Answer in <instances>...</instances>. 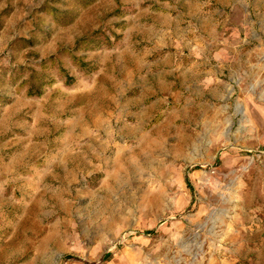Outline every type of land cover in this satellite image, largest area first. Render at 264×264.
Returning a JSON list of instances; mask_svg holds the SVG:
<instances>
[{
    "label": "rangeland",
    "instance_id": "374dc122",
    "mask_svg": "<svg viewBox=\"0 0 264 264\" xmlns=\"http://www.w3.org/2000/svg\"><path fill=\"white\" fill-rule=\"evenodd\" d=\"M85 262L264 264V0H0V264Z\"/></svg>",
    "mask_w": 264,
    "mask_h": 264
},
{
    "label": "bare ground",
    "instance_id": "6f19581e",
    "mask_svg": "<svg viewBox=\"0 0 264 264\" xmlns=\"http://www.w3.org/2000/svg\"><path fill=\"white\" fill-rule=\"evenodd\" d=\"M138 63V62H137ZM111 82V81H110ZM112 84V83H111ZM117 85V84H116ZM103 86V85H102ZM100 87V86H99ZM103 88V87H102ZM115 88V87H114ZM96 89H97V87H96ZM95 89V90H96ZM105 89H106V87H105ZM108 89V88H107ZM109 91V90H108ZM98 92V91H97ZM109 92H111V91H109ZM94 93V92H93ZM89 94V93H88ZM95 95L97 94V93H94ZM99 94V93H98ZM110 95H112L111 93H110ZM88 96V95H87ZM89 96H91V95H89ZM92 96H94L93 94H92ZM91 96V97H92ZM99 96V95H98ZM101 96V95H100ZM104 96V95H103ZM90 97V98H91ZM76 98V97H75ZM85 98V97H84ZM95 98H96V96H95ZM95 98H92V99H94L95 100ZM143 98V97H142ZM74 99V98H73ZM78 99V98H77ZM81 99H82V97H81ZM97 99V98H96ZM145 99V98H144ZM79 100V99H78ZM94 100H93V102H94ZM100 100H102V99H100ZM72 101V100H71ZM70 101V102H71ZM83 101V100H82ZM96 101V100H95ZM139 101V100H138ZM143 101V100H142ZM80 102V101H79ZM78 102V103H79ZM88 102V101H87ZM89 102H91V101H89ZM88 102V103H89ZM98 102H100L99 100H98ZM62 103V102H61ZM96 104V103H95ZM154 104V103H153ZM159 104V103H158ZM59 105H60V103H59ZM68 105V104H67ZM77 105V104H76ZM80 105H81V103H80ZM103 105V104H102ZM100 106H101V102H100ZM89 107V106H88ZM96 107H97V105H96ZM102 107V106H101ZM100 107V108H101ZM104 107V106H103ZM113 107V106H112ZM59 108V107H58ZM65 108V107H64ZM74 108V107H73ZM82 108V107H81ZM87 108V107H86ZM75 109V108H74ZM89 109V108H88ZM87 109V110H88ZM146 109H147V107H146ZM53 110H54V108H53ZM58 110V109H57ZM56 110V111H57ZM60 110V109H59ZM90 110V109H89ZM77 111V110H76ZM81 111H83V109L81 110ZM146 111V110H145ZM60 112H61V110H60ZM86 112V111H85ZM84 112V113H85ZM91 112H93L92 110H91ZM79 113H81V114H83L82 112H79ZM87 113H88V111H87ZM52 115H56V114H52ZM74 115H75V113H74ZM77 115V114H76ZM93 115V114H92ZM147 115H148V113H147ZM57 116V115H56ZM137 116V115H136ZM149 116V115H148ZM152 116V115H151ZM91 117V116H90ZM93 117V116H92ZM154 116H152V118H153ZM71 118V117H70ZM75 118H77V117H75ZM148 118V117H147ZM49 119V118H48ZM79 119L80 118H78L77 120L79 121ZM77 120H75V121H77ZM81 120V119H80ZM138 120V119H137ZM145 120V119H144ZM70 121V120H69ZM94 121V120H93ZM141 122V121H140ZM72 123V122H71ZM82 123V122H81ZM142 123V122H141ZM67 124V123H66ZM59 125H61V124H59ZM74 125H75V123H74ZM55 126H57V125H55ZM138 126V125H137ZM45 127V126H44ZM67 127V126H66ZM138 127H141L140 125L138 126ZM125 128V127H124ZM135 129V128H134ZM141 129V128H140ZM67 130V129H66ZM72 130V129H71ZM72 131H74V129L72 130ZM81 131V130H80ZM135 132V131H134ZM134 132L132 133V134H134ZM138 132V131H137ZM141 132V131H140ZM72 133V132H71ZM71 133H69L68 134V137L70 138V140H72L71 138H73V134H71ZM109 133V132H108ZM130 133V132H129ZM139 133V132H138ZM66 135V134H65ZM131 135V134H130ZM129 135V136H130ZM40 136V135H39ZM64 136V135H63ZM75 136V135H74ZM114 137V136H113ZM124 137V136H123ZM126 137V136H125ZM149 137V136H148ZM156 137V136H155ZM31 138H33V137H31ZM63 138V137H62ZM150 138V137H149ZM37 139V138H36ZM74 139V138H73ZM151 139V138H150ZM153 140V139H152ZM52 141V140H51ZM63 141V140H62ZM31 142V141H30ZM47 142V141H46ZM76 142V141H75ZM49 143H51V142H49ZM52 143H54V142H52ZM61 143V142H60ZM43 144V143H42ZM58 144V143H57ZM145 144V143H144ZM26 145H28V144H26ZM34 145V144H33ZM37 145H39V144H37ZM69 145H70V143H69ZM151 145V144H150ZM188 145V144H187ZM32 146V145H31ZM36 146V145H35ZM34 146V147H35ZM40 146V145H39ZM38 146V147H39ZM47 146V145H46ZM50 146V145H49ZM194 146V145H193ZM27 147V146H26ZM100 147V146H99ZM31 148V147H30ZM156 148V147H155ZM31 149H33V146H32V148ZM43 149V148H42ZM189 149V148H188ZM25 150V149H24ZM37 150V149H36ZM61 150V149H60ZM178 150V149H177ZM31 151V150H30ZM64 151V150H63ZM71 151V150H70ZM181 152V151H180ZM184 152V151H183ZM28 153V152H27ZM69 154V153H68ZM73 154V153H72ZM186 154V153H185ZM64 155V154H63ZM40 156V155H39ZM61 156V155H60ZM69 156L71 157L72 155H70L69 154ZM84 156V155H83ZM186 156V155H185ZM86 157V156H85ZM84 157V158H85ZM16 158V157H15ZM36 158V157H35ZM55 158V157H54ZM61 158H63L62 156H61ZM21 160V159H20ZM53 160V159H52ZM55 160V159H54ZM25 161V160H24ZM17 162V161H16ZM30 163V162H29ZM24 164V163H23ZM23 164H20V165H23ZM53 165V164H52ZM55 166V165H54ZM18 167V166H17ZM127 170H128V168H127ZM117 173V172H116ZM123 176V175H122ZM128 176V175H127ZM109 177V176H108ZM119 177V176H118ZM125 178V177H124ZM121 180H119V182H120ZM103 184V183H102ZM43 185H45V184H43ZM47 185V184H46ZM68 187V186H67ZM44 189H45V187H44ZM51 192V191H50ZM105 192V191H104ZM45 193V192H44ZM39 194H41V193H39ZM43 194V193H42ZM46 194V193H45ZM108 194V193H107ZM101 195V194H100ZM35 196V195H34ZM47 197V196H46ZM42 198H43V196H42ZM103 198V197H102ZM105 198V197H104ZM34 199V198H33ZM38 199V198H37ZM44 199V198H43ZM49 199V198H48ZM150 199V198H149ZM149 199H148V201H149ZM46 200H47V198H46ZM94 200V199H93ZM96 200H98V199H96ZM104 200V199H103ZM155 200V199H154ZM154 200H153V202H154ZM43 201V200H42ZM149 202H151V201H149ZM34 203H35V201H34ZM158 203V202H157ZM34 205V204H33ZM159 205V204H158ZM99 206V205H98ZM40 207V206H39ZM27 210H29V209H27ZM31 212H33V211H31ZM41 212V211H40ZM43 213V212H42ZM24 215V214H23ZM34 215V214H33ZM38 216V215H37ZM25 217V216H24ZM28 217V216H27ZM30 218V217H29ZM26 219V218H25ZM28 219V218H27ZM31 219V218H30ZM24 221V220H23ZM37 221V220H36ZM30 222H31V220H30ZM29 222V223H30ZM34 222V221H33ZM35 223H37V222H35ZM23 224V223H22ZM35 225V224H34ZM26 226V225H25ZM28 226H29V224H28ZM24 228V227H23ZM33 228V227H32ZM35 228H36V226H35ZM38 229V228H37ZM19 230V229H18ZM21 230V229H20ZM36 230V229H35ZM26 231V230H25ZM37 231V230H36ZM20 232V231H19ZM32 232H34V231H32ZM22 233V232H21ZM22 235H25V234H22ZM29 236V235H28ZM36 236V235H35ZM23 238H25V237H23ZM36 238V237H35ZM28 240H30L29 238H27ZM26 239V240H27ZM28 243V242H27ZM23 245V244H22ZM26 246V245H25Z\"/></svg>",
    "mask_w": 264,
    "mask_h": 264
},
{
    "label": "trees",
    "instance_id": "16d2710c",
    "mask_svg": "<svg viewBox=\"0 0 264 264\" xmlns=\"http://www.w3.org/2000/svg\"><path fill=\"white\" fill-rule=\"evenodd\" d=\"M109 255H105V256H103L102 258L104 259V260H106L107 259V257H108ZM80 260V259H79ZM79 260H76V261H79ZM86 264H89V263H87V262H85Z\"/></svg>",
    "mask_w": 264,
    "mask_h": 264
},
{
    "label": "crops",
    "instance_id": "0c3cea01",
    "mask_svg": "<svg viewBox=\"0 0 264 264\" xmlns=\"http://www.w3.org/2000/svg\"><path fill=\"white\" fill-rule=\"evenodd\" d=\"M237 13H240V12H237ZM243 24L246 25V24H247V20H245ZM238 25H240V24H238ZM236 26H237V25H236Z\"/></svg>",
    "mask_w": 264,
    "mask_h": 264
}]
</instances>
